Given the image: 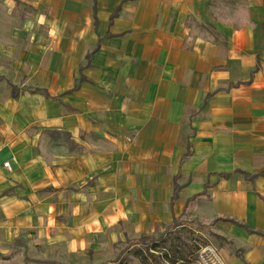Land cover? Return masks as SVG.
Wrapping results in <instances>:
<instances>
[{
	"label": "crops",
	"instance_id": "0c3cea01",
	"mask_svg": "<svg viewBox=\"0 0 264 264\" xmlns=\"http://www.w3.org/2000/svg\"><path fill=\"white\" fill-rule=\"evenodd\" d=\"M184 217L264 264V0H0V264Z\"/></svg>",
	"mask_w": 264,
	"mask_h": 264
},
{
	"label": "rangeland",
	"instance_id": "374dc122",
	"mask_svg": "<svg viewBox=\"0 0 264 264\" xmlns=\"http://www.w3.org/2000/svg\"><path fill=\"white\" fill-rule=\"evenodd\" d=\"M179 221L181 225L166 235L159 239L157 238L161 234L155 236L156 241L153 244L148 242L135 245L136 240L129 241L127 244H121L106 261L96 264H169L163 259L166 253L168 258L176 259L175 264H193L196 251L204 247L199 239L206 240L214 247L220 242L209 224L190 217L181 218ZM152 246H156L155 251L151 250ZM136 253L140 255L137 256ZM150 255L153 263L148 261Z\"/></svg>",
	"mask_w": 264,
	"mask_h": 264
},
{
	"label": "trees",
	"instance_id": "16d2710c",
	"mask_svg": "<svg viewBox=\"0 0 264 264\" xmlns=\"http://www.w3.org/2000/svg\"><path fill=\"white\" fill-rule=\"evenodd\" d=\"M75 88H77V85L75 86ZM31 91H32V92H35V93H42V94H44L46 97L48 96V94H47V92H46L45 90H41V89L36 88V89H32ZM187 156H188V154L185 155V157H187ZM245 177L248 179V178L250 177V175L245 174ZM180 225H181V224H180L179 219H175V220L172 222L171 226H170V227H169L164 233H162V234L160 235V237H158L157 239H159V238H161L162 236L166 235L167 233H169V231H171L172 229H175L176 227H178V226H180ZM155 241H156L155 237H140V238H138V239L134 242V244H135V245H140V244H146V243H148V242L153 244ZM199 242H200L203 246H207V245H209L208 242H207L206 240H203V239H199ZM155 248H156V246H152L151 250H154V251H155ZM200 248H201V247H200ZM197 251H198V250H197ZM197 251H196V253H195V255H194V258H193V260H192V261H193V264H195L196 259H197ZM137 253H138V252H137ZM137 253H136L137 256L140 255V254H137ZM151 257H152V256L150 255V257L148 258V261H149L150 263H153ZM163 259H164L165 262H168L169 264H175V263H176V259H172L171 257L168 258V254H167V253L164 254Z\"/></svg>",
	"mask_w": 264,
	"mask_h": 264
},
{
	"label": "built area",
	"instance_id": "2783aa9c",
	"mask_svg": "<svg viewBox=\"0 0 264 264\" xmlns=\"http://www.w3.org/2000/svg\"><path fill=\"white\" fill-rule=\"evenodd\" d=\"M15 162V160H13ZM3 168L12 170L11 162H5ZM196 264H225L218 250L213 245L201 247L197 252Z\"/></svg>",
	"mask_w": 264,
	"mask_h": 264
}]
</instances>
